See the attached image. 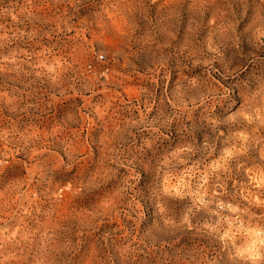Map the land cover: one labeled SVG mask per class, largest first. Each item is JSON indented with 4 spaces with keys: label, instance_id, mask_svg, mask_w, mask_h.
Returning <instances> with one entry per match:
<instances>
[{
    "label": "rangeland",
    "instance_id": "obj_1",
    "mask_svg": "<svg viewBox=\"0 0 264 264\" xmlns=\"http://www.w3.org/2000/svg\"><path fill=\"white\" fill-rule=\"evenodd\" d=\"M243 7L240 0H0V264H232L219 240L197 231L207 216L193 217L178 241L145 232L146 185L171 211L169 189L179 198L193 172L205 177L201 191L214 210L217 196L241 210L221 211L226 229L250 232L249 255L264 250V125L236 116L225 128L219 105L193 107L178 87L196 78L203 87L192 99L227 89L245 108L264 96V55L245 62L246 44L237 62L225 41L216 71L193 68L180 51L189 33L198 49L220 45V29ZM253 8L264 3L249 0L237 31ZM162 30L176 38H162ZM161 56L168 63L157 72ZM248 73L257 79L246 80ZM170 100L190 111L173 110ZM233 149L244 150L225 162Z\"/></svg>",
    "mask_w": 264,
    "mask_h": 264
},
{
    "label": "clouds",
    "instance_id": "obj_2",
    "mask_svg": "<svg viewBox=\"0 0 264 264\" xmlns=\"http://www.w3.org/2000/svg\"><path fill=\"white\" fill-rule=\"evenodd\" d=\"M240 3L244 5L240 19L234 22H228L227 28L222 27L218 36L216 31L212 33L213 36H217L218 40L221 41L220 45H217L216 42L213 41L212 44H207L206 48L201 47L198 49L192 42L195 36V34L192 33H189L188 38L183 41L180 51H187V56H185L184 59L190 61L193 68L203 65L211 71H216L212 66L213 61L220 60L224 62L221 47L225 41L229 42L230 46L235 50L231 59L237 62L241 59V53L244 51V49L240 47L242 43L247 45V54L244 60L250 65L255 59H259L261 55H264V8H261L260 11H256L255 8H253V17L250 22L246 23L243 28L237 31L240 26V20L244 19L248 14L249 0H240ZM262 3H264V0H262ZM175 26L176 22L172 25L173 29H175ZM161 36L162 38L175 39L172 31L162 30ZM167 63L168 59L161 56L156 60V71L158 72L162 68L166 69ZM224 78L227 80V75H225ZM245 79L255 80L257 78L251 73H248ZM176 87L177 86L173 87V92L176 91ZM178 87L183 91L185 96H188L193 107L207 104L214 109L216 105H219L220 116L217 122L223 124L225 128L229 126L232 118L236 116H239L245 126L264 125V96L258 97L255 103L245 108L243 100H241V103L238 105L235 95L229 97L227 89L222 92L210 89L207 93L202 94L199 100L192 99L189 94L200 92L203 87V82L196 78H182ZM258 88H260L259 83H257V89ZM251 91L253 94L256 92L255 89ZM162 94L167 98V85ZM169 104H171L173 110L190 111L187 109L186 103L180 101L173 103V101L170 100ZM162 108L164 111L168 110L167 105H162ZM155 130L158 131V129ZM240 135L243 136L244 133ZM245 139H247V137H245ZM242 150L244 149H233V151H229L223 159L227 162L234 154H239ZM181 163H183V161ZM221 166L222 165H218V167ZM201 180H204L206 183V179L203 175H197L195 172L191 173V179L181 186L180 192L182 195H179V198L177 192L172 191L171 188L169 189L168 198L174 205L171 211L167 203L162 205L157 204V200L154 196V189L151 185H146L142 199L144 200L146 209L151 213V216L146 218L148 222L145 224V232L151 234L150 239L151 237H156L160 240L178 241L177 234H182L185 230H190L193 227V217L200 215L201 218H203L207 216L205 222L197 227V231L207 233L219 240L222 247L227 250L228 258L232 264H260V262L264 261V250L258 251L256 255H249L247 251L251 243L250 232L247 230H237L236 227L228 229L224 227L225 224L228 223V217L221 210H226V212L233 214L240 213L241 210L220 200L218 196L214 198L218 201L214 210L210 206L212 201H206L204 199L205 193L201 191L204 185L200 184ZM261 186L264 187V184ZM259 203L261 206H264V202ZM157 208L163 209L159 215H157ZM217 217L219 219H216ZM261 219H264V217ZM262 231H264V229H262ZM6 239L11 238L9 237ZM0 247H2V244H0ZM161 251L164 252L166 250L162 247Z\"/></svg>",
    "mask_w": 264,
    "mask_h": 264
},
{
    "label": "bare ground",
    "instance_id": "obj_3",
    "mask_svg": "<svg viewBox=\"0 0 264 264\" xmlns=\"http://www.w3.org/2000/svg\"><path fill=\"white\" fill-rule=\"evenodd\" d=\"M204 2V1H203ZM207 2V1H206ZM201 3V2H200ZM213 3V2H212ZM198 6V5H197ZM201 7V6H200ZM195 8V7H194ZM201 9V8H200ZM225 13V12H224ZM174 18V17H173ZM214 19V18H213ZM226 19V18H225ZM180 23V22H179ZM194 23V22H193ZM200 23V22H199ZM212 24H214V23H212ZM194 25V24H193ZM171 28V27H170ZM212 29V28H211ZM214 29V28H213ZM193 32V31H192ZM176 38V37H175ZM193 42V41H192ZM226 48V47H225ZM149 51V50H148ZM147 51V52H148ZM157 53V52H156ZM151 54V53H150ZM153 58V57H152ZM155 59V58H154ZM129 60V59H128ZM156 61V60H155ZM125 62H126V60H125ZM131 62V61H130ZM129 63V62H128ZM131 64V63H130ZM155 64V63H154ZM157 66V65H156ZM155 69V68H154ZM159 75V74H158ZM183 75V74H182ZM178 77V76H177ZM185 77V76H184ZM158 78V77H157ZM143 79V78H142ZM154 79V78H153ZM142 81V80H141ZM156 81H158V79H156ZM123 87V86H122ZM136 87H138V86H136ZM141 87V86H140ZM126 88H128V87H126ZM132 89V88H131ZM133 90V89H132ZM137 90H138V88H137ZM140 90V89H139ZM128 91V90H127ZM125 92V91H124ZM133 92V91H132ZM110 94V93H109ZM128 94H129V92H128ZM131 94V93H130ZM116 95V94H115ZM133 95V94H132ZM131 95V96H132ZM128 96H130V95H128ZM137 98V97H136ZM139 98V97H138ZM141 98V97H140ZM151 109V108H150ZM151 112V111H150ZM163 114V113H162ZM110 117V116H109ZM119 118V117H118ZM122 118V117H121ZM263 137V136H262ZM253 139V138H252ZM258 143H259V141H258ZM245 147V146H244ZM109 148V147H108ZM181 151V150H180ZM248 152V151H247ZM230 161V160H229ZM214 165V164H213ZM215 168V167H214ZM162 172V171H161ZM166 178V177H165ZM164 179V178H163ZM171 185V184H170ZM169 185V186H170ZM169 186H166V187H169ZM104 203V202H103ZM102 207V206H101ZM106 210V209H105ZM244 210V209H243ZM98 211V210H97ZM261 228V227H260ZM50 238V237H49ZM50 241V240H49ZM47 247V246H46ZM44 257V256H43ZM44 259V258H43ZM40 261V260H39ZM41 261H42V259H41ZM38 262V261H37Z\"/></svg>",
    "mask_w": 264,
    "mask_h": 264
}]
</instances>
